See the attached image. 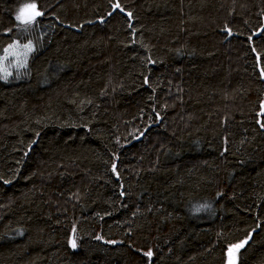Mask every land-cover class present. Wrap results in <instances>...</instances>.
<instances>
[{"label": "trees", "instance_id": "trees-1", "mask_svg": "<svg viewBox=\"0 0 264 264\" xmlns=\"http://www.w3.org/2000/svg\"><path fill=\"white\" fill-rule=\"evenodd\" d=\"M16 43L0 264H264V0H0Z\"/></svg>", "mask_w": 264, "mask_h": 264}, {"label": "rangeland", "instance_id": "rangeland-1", "mask_svg": "<svg viewBox=\"0 0 264 264\" xmlns=\"http://www.w3.org/2000/svg\"><path fill=\"white\" fill-rule=\"evenodd\" d=\"M32 4L25 5L21 8L18 16L20 19H17L20 24H31L34 22L37 12V8H30L29 6ZM23 11V14L22 13ZM17 16V17H18ZM33 51V45L31 43L26 44H12L8 46L5 50L4 54L0 56V72L4 76H11V74L15 71L23 70L27 63V58L29 54ZM202 206L199 208L201 209ZM196 210L197 208L194 207Z\"/></svg>", "mask_w": 264, "mask_h": 264}, {"label": "water", "instance_id": "water-1", "mask_svg": "<svg viewBox=\"0 0 264 264\" xmlns=\"http://www.w3.org/2000/svg\"><path fill=\"white\" fill-rule=\"evenodd\" d=\"M228 34H229V31H227ZM245 245V243H243V245H237V246H234V247H231L229 249V251L227 252V256L230 260V262L228 264H235L236 263V260H235V253L237 251H239L243 246Z\"/></svg>", "mask_w": 264, "mask_h": 264}, {"label": "snow or ice", "instance_id": "snow-or-ice-1", "mask_svg": "<svg viewBox=\"0 0 264 264\" xmlns=\"http://www.w3.org/2000/svg\"><path fill=\"white\" fill-rule=\"evenodd\" d=\"M29 7L32 8V9H35L36 6H35V4H32V5H30ZM117 7H119V5H117ZM23 11H24V10H22V13H21V14H23ZM35 15H36V16H39L40 13L37 11V12H35ZM17 19H20V17L18 16ZM147 255L150 256L151 253H147Z\"/></svg>", "mask_w": 264, "mask_h": 264}]
</instances>
